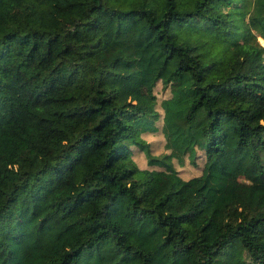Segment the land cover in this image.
Masks as SVG:
<instances>
[{"label":"trees","instance_id":"16d2710c","mask_svg":"<svg viewBox=\"0 0 264 264\" xmlns=\"http://www.w3.org/2000/svg\"><path fill=\"white\" fill-rule=\"evenodd\" d=\"M257 37L264 0H0V264H264Z\"/></svg>","mask_w":264,"mask_h":264},{"label":"rangeland","instance_id":"374dc122","mask_svg":"<svg viewBox=\"0 0 264 264\" xmlns=\"http://www.w3.org/2000/svg\"><path fill=\"white\" fill-rule=\"evenodd\" d=\"M257 39L260 42V44L262 45L264 44V41L261 38L257 37ZM154 94L157 100L156 107L159 109L158 107L159 101L163 99L164 97H167L169 95V91L164 86H162L161 82L158 81L156 85L154 86ZM155 126L157 127L156 131L148 132L149 134L147 135L143 134L144 136H146V138L150 142V145H149L150 151L153 155H162L164 153H168L169 150L165 148L164 137L162 136L160 132V120L157 119L155 121ZM133 158L140 168H154L155 167V166L153 167L147 164L146 157L143 151L135 150L133 152ZM202 160H203L202 152L198 150H197V157L195 159L194 164H192L186 156L183 157L182 162L177 161L175 157L172 158L174 167L176 168V170H178L179 175L182 176L183 178L197 174L199 172ZM155 168H160V167L156 166Z\"/></svg>","mask_w":264,"mask_h":264}]
</instances>
